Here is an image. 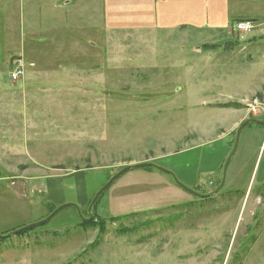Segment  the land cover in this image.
I'll return each instance as SVG.
<instances>
[{"label":"rangeland","instance_id":"rangeland-1","mask_svg":"<svg viewBox=\"0 0 264 264\" xmlns=\"http://www.w3.org/2000/svg\"><path fill=\"white\" fill-rule=\"evenodd\" d=\"M101 17L92 30H51L40 60L25 53L0 65V264H264V127L255 124L242 129L209 198L154 169L130 170L88 225L67 207L23 229L66 204L87 219L99 189L140 163L210 194L238 127L264 122V42L111 35ZM17 64L24 76L11 82ZM43 71L57 77L30 78Z\"/></svg>","mask_w":264,"mask_h":264},{"label":"crops","instance_id":"crops-1","mask_svg":"<svg viewBox=\"0 0 264 264\" xmlns=\"http://www.w3.org/2000/svg\"><path fill=\"white\" fill-rule=\"evenodd\" d=\"M98 10L103 15L102 27L110 29L111 35L119 31H179L181 34L203 31L214 40L223 43L227 40L230 45L229 38L235 37L232 25L251 20L255 28L245 37L246 46L264 42L261 0H0V65L10 69L12 59L18 55L27 57L25 53L40 60L44 57L39 53L40 46L46 44L51 30L65 23L63 28L84 26L87 31L92 30ZM85 44L96 45L88 41ZM92 68L96 67L89 69ZM44 72L32 73L30 78L57 77ZM225 153L223 149L219 152L212 172L220 167ZM204 160L211 164L210 159Z\"/></svg>","mask_w":264,"mask_h":264},{"label":"water","instance_id":"water-1","mask_svg":"<svg viewBox=\"0 0 264 264\" xmlns=\"http://www.w3.org/2000/svg\"><path fill=\"white\" fill-rule=\"evenodd\" d=\"M249 124H255V125H258V126H262L264 127V122H260V121H257V120H252V119H249L247 121H244L237 129L236 131V134H235V141H234V144H233V147H232V150L230 151L228 157L226 158L225 160V163L223 165V169H222V181L219 185V187L213 191L212 193L210 194H207V195H200L194 191H191L189 189H187L184 185H182L181 183H179L173 176V174H170L166 171H163L162 169L156 167L155 165L153 164H150V163H140V164H135V165H131V166H127L123 169H121L120 171H118L115 175H113L102 187L101 189H99V191L92 197V200L90 202V205L88 207V214H91V209H92V206L94 205V203L96 202L97 198L100 196V194L102 192H104L108 187H110L115 181H117L122 175H124L125 173L129 172L130 170H137V169H146V168H151V169H154L156 171H159L163 174H167L168 176H170L172 178V180L174 181L175 185L177 187H179L180 189H182L183 191H185L186 193L196 197V198H209L213 195H215L224 185V181H225V174H226V170H227V167L236 151V148H237V143H238V139H239V135L242 131V129L249 125ZM70 206H73L74 205H71V204H66V205H62V206H59L56 210H54L46 219H44L43 221L41 222H38L36 224H33V225H29L25 228H23L24 230L25 229H30V228H34L36 226H40L42 224H45L47 223L52 217H54V215H56L59 211H61L62 209L64 208H67V207H70ZM78 215H79V212H78ZM80 216V215H79ZM81 218V216H80ZM83 221L85 222H88L91 220V217L89 216L88 219H83L81 218ZM23 229H20L18 231H15L13 234H16L18 233L19 231L23 230Z\"/></svg>","mask_w":264,"mask_h":264},{"label":"built area","instance_id":"built-area-1","mask_svg":"<svg viewBox=\"0 0 264 264\" xmlns=\"http://www.w3.org/2000/svg\"><path fill=\"white\" fill-rule=\"evenodd\" d=\"M255 28V22L251 20H244L235 22L232 25L233 34L239 39L238 41L244 42L247 33L253 31ZM24 76V69L20 64H17L10 73L9 80L11 82H17Z\"/></svg>","mask_w":264,"mask_h":264},{"label":"trees","instance_id":"trees-1","mask_svg":"<svg viewBox=\"0 0 264 264\" xmlns=\"http://www.w3.org/2000/svg\"><path fill=\"white\" fill-rule=\"evenodd\" d=\"M146 169H151V168H146ZM172 181H173V180H172ZM115 182H116V181H115ZM115 182H114V183H115ZM173 183H174V181H173ZM174 184H175V183H174ZM108 188H109V187H108ZM108 188H107V189H108ZM107 189H106V190H107ZM106 190H105V191H106ZM105 191H104V192H105ZM104 192H102V193L100 194V196L97 198V200L102 196V194H103ZM91 200H92V199H90L89 202H88L87 205H86V207H87V208H86V211H87V212H88V207H89V205H90ZM97 200H96V202L94 203V205L92 206L91 211L94 210L95 205H96V203H97ZM70 207H72V208L74 209L76 216L80 218V216H81V213H80L81 209L78 208L77 206H74V207H73V206H70ZM55 209H56V208L51 209V211L49 212V214L47 215V217H48V216H49V215H50ZM78 212H79V215H80V216L78 215ZM88 215L90 216L91 214H88ZM54 216H55V215H54ZM47 217H46V218H47ZM52 218H53V217H52ZM52 218H51V219H52ZM81 218H82V217H81ZM81 218H80L79 221H80V224H83V225H88V223H90L91 220H92V218H91L90 221L85 222V221H83ZM88 218H89V217H88ZM88 218H87V219H88ZM51 219H50V220H51ZM83 219H85V218H83ZM50 220H49V221H50Z\"/></svg>","mask_w":264,"mask_h":264}]
</instances>
